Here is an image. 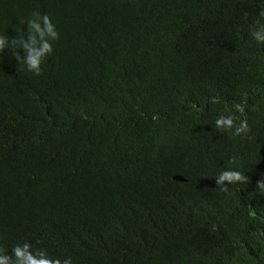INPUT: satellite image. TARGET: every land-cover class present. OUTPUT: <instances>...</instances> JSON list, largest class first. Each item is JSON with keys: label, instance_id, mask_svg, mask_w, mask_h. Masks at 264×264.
Segmentation results:
<instances>
[{"label": "trees", "instance_id": "1", "mask_svg": "<svg viewBox=\"0 0 264 264\" xmlns=\"http://www.w3.org/2000/svg\"><path fill=\"white\" fill-rule=\"evenodd\" d=\"M261 12L264 0H0V254L264 264ZM45 15L57 37L36 75L19 41ZM229 116L248 131L217 127ZM226 170L246 182L216 184Z\"/></svg>", "mask_w": 264, "mask_h": 264}, {"label": "clouds", "instance_id": "2", "mask_svg": "<svg viewBox=\"0 0 264 264\" xmlns=\"http://www.w3.org/2000/svg\"><path fill=\"white\" fill-rule=\"evenodd\" d=\"M261 15L264 16V12H261ZM257 23L259 22L257 21ZM29 28L34 30L35 34L30 33L26 41L20 40L19 43L21 44L22 48L27 52V56L24 57V63L26 64L28 71H32L36 75H39L40 63L42 57L46 53H50L52 51L51 45L45 39V37L48 36L55 39L57 37V33L54 30V26L50 22V19L47 15L43 17V27L35 20H30ZM36 34H38L39 41L37 39ZM252 36L258 42H264V25H261L259 29L254 30L252 32ZM4 41L5 39L3 37H0V50L4 48ZM38 43L39 46H37ZM17 59H20L19 53L17 54ZM235 107L240 112H243V107L241 105L237 104ZM216 125L219 128H225V129H232L235 127L234 134L245 133L248 131V125L246 121H241L239 126L236 127L234 125V121L231 116L226 118L222 117L218 119L216 121ZM246 180L247 177L244 174H242L240 171L226 170L218 175L215 182L218 185H223L224 182L236 183V182H246ZM257 183L260 187H264V182L258 181ZM29 248L30 246L27 243H25L22 247L17 246L13 250H10V252L6 255L0 254V264H61V261L58 259L52 260L45 258V255L42 252L34 255L29 250ZM13 256H15L14 262H13ZM63 264H70V258L69 260H65Z\"/></svg>", "mask_w": 264, "mask_h": 264}, {"label": "water", "instance_id": "3", "mask_svg": "<svg viewBox=\"0 0 264 264\" xmlns=\"http://www.w3.org/2000/svg\"><path fill=\"white\" fill-rule=\"evenodd\" d=\"M173 179H175V180H182V178L180 176H175Z\"/></svg>", "mask_w": 264, "mask_h": 264}]
</instances>
